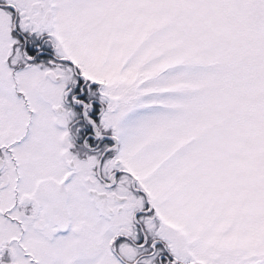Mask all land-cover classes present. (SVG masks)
Segmentation results:
<instances>
[{
	"label": "snow or ice",
	"instance_id": "1",
	"mask_svg": "<svg viewBox=\"0 0 264 264\" xmlns=\"http://www.w3.org/2000/svg\"><path fill=\"white\" fill-rule=\"evenodd\" d=\"M0 264H264V0H0Z\"/></svg>",
	"mask_w": 264,
	"mask_h": 264
}]
</instances>
